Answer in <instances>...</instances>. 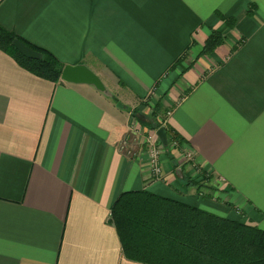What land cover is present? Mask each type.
I'll use <instances>...</instances> for the list:
<instances>
[{"label":"crops","instance_id":"obj_1","mask_svg":"<svg viewBox=\"0 0 264 264\" xmlns=\"http://www.w3.org/2000/svg\"><path fill=\"white\" fill-rule=\"evenodd\" d=\"M0 25L107 91L0 50V264H143L110 222L132 191L264 230V0H0ZM214 31L224 43L198 58ZM161 98L184 144L155 181L145 146L119 147Z\"/></svg>","mask_w":264,"mask_h":264},{"label":"trees","instance_id":"obj_2","mask_svg":"<svg viewBox=\"0 0 264 264\" xmlns=\"http://www.w3.org/2000/svg\"><path fill=\"white\" fill-rule=\"evenodd\" d=\"M15 39L41 53L42 58L23 56L13 46ZM224 40L222 33L212 32L198 58L211 55ZM0 50L33 75L54 84L60 82L65 65L55 55L1 25ZM163 101L161 98L154 103H142L132 112L133 119L146 129V133H157L164 128L168 146H164L159 138L164 149L171 150L174 143L180 149L184 140L165 123L169 110L165 109ZM145 108L151 109L150 115L142 113ZM110 217L125 256L135 262L264 264V230L147 191L123 193L111 207Z\"/></svg>","mask_w":264,"mask_h":264},{"label":"built area","instance_id":"obj_3","mask_svg":"<svg viewBox=\"0 0 264 264\" xmlns=\"http://www.w3.org/2000/svg\"><path fill=\"white\" fill-rule=\"evenodd\" d=\"M169 113V112H168ZM132 134L124 139L120 144V152L129 158H134L137 156L135 154V145L136 141L140 140V136H142V129L134 123L132 127ZM134 137L135 141L132 140ZM143 143L145 144L146 149L148 150V168L151 171L152 178H159L161 175V166H160V157L161 151L164 149L162 143H160L158 135L156 132L148 131L145 135H143ZM177 144H173L175 147ZM192 154L185 155V161H192Z\"/></svg>","mask_w":264,"mask_h":264},{"label":"water","instance_id":"obj_4","mask_svg":"<svg viewBox=\"0 0 264 264\" xmlns=\"http://www.w3.org/2000/svg\"><path fill=\"white\" fill-rule=\"evenodd\" d=\"M13 46L25 57L30 59H40L42 58V54L34 51L27 45H25L19 39H15L13 41ZM61 79L68 83L74 84H87L95 87L97 90L106 93V88L102 83L101 79L94 74L90 69H88L85 65L79 66H65ZM158 137L164 146H168L166 131L164 128L158 130Z\"/></svg>","mask_w":264,"mask_h":264},{"label":"rangeland","instance_id":"obj_5","mask_svg":"<svg viewBox=\"0 0 264 264\" xmlns=\"http://www.w3.org/2000/svg\"><path fill=\"white\" fill-rule=\"evenodd\" d=\"M140 137H142L140 140H138V141H136V146H135V154L137 153L138 154V152H139V149H140V147H144L145 146V144L143 143V136H140ZM159 138V137H158ZM176 144V143H175ZM173 147V146H172ZM145 149H146V147H144ZM177 147H173V149H174V151L175 150H178V149H176ZM173 151V150H172ZM165 152V149H163L162 151H161V156H162V154ZM176 153V152H175ZM136 154V155H137ZM186 155H188V153H186ZM148 159V158H147ZM160 159H161V157H160ZM180 161L182 162V164H184V162L183 161H185V159H183V161H182V157H180ZM160 166H161V164H160ZM197 171V173H198V170H196ZM162 174V173H161ZM155 179V181H160V180H162V176L160 175V177L159 178H154Z\"/></svg>","mask_w":264,"mask_h":264}]
</instances>
